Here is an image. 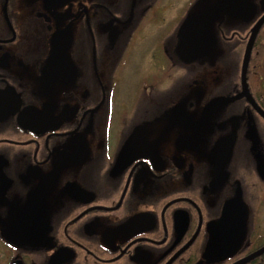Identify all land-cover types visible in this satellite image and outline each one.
Wrapping results in <instances>:
<instances>
[{
  "label": "flooded vegetation",
  "instance_id": "flooded-vegetation-1",
  "mask_svg": "<svg viewBox=\"0 0 264 264\" xmlns=\"http://www.w3.org/2000/svg\"><path fill=\"white\" fill-rule=\"evenodd\" d=\"M0 264H264V0H0Z\"/></svg>",
  "mask_w": 264,
  "mask_h": 264
}]
</instances>
